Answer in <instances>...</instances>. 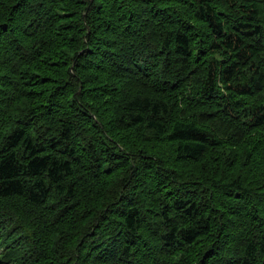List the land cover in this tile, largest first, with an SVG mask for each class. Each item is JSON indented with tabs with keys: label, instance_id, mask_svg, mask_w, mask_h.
I'll use <instances>...</instances> for the list:
<instances>
[{
	"label": "trees",
	"instance_id": "16d2710c",
	"mask_svg": "<svg viewBox=\"0 0 264 264\" xmlns=\"http://www.w3.org/2000/svg\"><path fill=\"white\" fill-rule=\"evenodd\" d=\"M263 201L264 0H0V264H264Z\"/></svg>",
	"mask_w": 264,
	"mask_h": 264
},
{
	"label": "bare ground",
	"instance_id": "6f19581e",
	"mask_svg": "<svg viewBox=\"0 0 264 264\" xmlns=\"http://www.w3.org/2000/svg\"><path fill=\"white\" fill-rule=\"evenodd\" d=\"M81 173V172H80ZM79 174V173H78ZM86 179V178H85ZM86 181V180H85ZM83 183V182H82ZM79 187V186H78ZM76 188H77V186H76ZM81 188V187H80ZM75 190V189H74ZM59 196V195H58ZM264 202V201H263ZM60 206V205H59ZM262 207V206H261ZM66 213V212H65ZM70 213V212H69ZM63 217V216H62ZM65 217H67V216H65ZM60 219V218H59ZM47 220V219H46ZM68 220V219H67ZM77 220H79V219H77ZM64 221H65V219H64ZM76 221V220H75ZM63 222V221H62ZM47 223H49V222H47ZM72 223V222H71ZM78 223V222H77ZM80 223V222H79ZM83 223V222H82ZM81 223V224H82ZM76 225V224H75ZM83 225V224H82ZM52 226V225H51ZM79 226V225H78ZM71 227V226H70ZM76 227V226H75ZM64 228H66V227H64ZM68 228V227H67ZM66 228V229H67ZM80 227H78V229H79ZM68 230V229H67ZM75 231V230H74ZM70 232V231H69ZM78 232V231H77ZM72 233H73V231H72ZM71 236V235H70ZM73 236V235H72ZM76 236V235H75ZM74 236V237H75ZM228 244V243H227ZM215 248V247H214Z\"/></svg>",
	"mask_w": 264,
	"mask_h": 264
}]
</instances>
